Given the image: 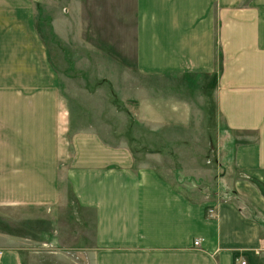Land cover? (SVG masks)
Returning a JSON list of instances; mask_svg holds the SVG:
<instances>
[{
    "label": "crops",
    "instance_id": "1",
    "mask_svg": "<svg viewBox=\"0 0 264 264\" xmlns=\"http://www.w3.org/2000/svg\"><path fill=\"white\" fill-rule=\"evenodd\" d=\"M121 1L134 10V74L149 83L126 98L132 118L156 147L184 136L169 130L206 117L190 81L210 76L216 167L191 170L184 190L175 175L136 162L128 143L72 126L34 21L19 0H0V220L29 218L35 228L43 222L23 213L61 209L70 191L90 219L89 264H264V0ZM48 222L21 235L0 227V264H30L41 244L55 248Z\"/></svg>",
    "mask_w": 264,
    "mask_h": 264
},
{
    "label": "rangeland",
    "instance_id": "2",
    "mask_svg": "<svg viewBox=\"0 0 264 264\" xmlns=\"http://www.w3.org/2000/svg\"><path fill=\"white\" fill-rule=\"evenodd\" d=\"M28 1L30 5L22 3H27V0H19L23 5L22 16H26L25 13L28 19L34 21L43 48L48 51L51 64L58 74L72 126L93 127L112 142L128 143L136 162H148L154 167L159 166L162 172L175 175L179 187L184 190L190 188L184 185L189 172L216 167L211 159L214 154L210 148H215L218 141L215 136L217 126L209 116L213 112V102L206 87L211 77L205 75L190 81L195 88L191 97L206 113L204 121L195 128H171L169 134L181 132L184 136L178 133L180 138H166L165 143L158 146L161 149L160 156L150 155L149 152L158 147L149 139L152 134L146 127L134 121L126 101V98H138L135 91L149 84L144 77L134 74V10L130 1ZM1 18L8 20L3 9L0 10ZM7 45L4 43L0 48H8ZM198 94L202 98L201 103ZM194 129L201 132V137L198 133L191 136L187 132ZM228 137H231L229 133ZM216 172L214 170L210 173L213 178ZM194 188L201 189L202 185ZM45 213H23L24 217L36 215L43 222L35 228L32 223H28L29 218L10 216L0 220V227L9 233L21 235L48 228V220H51L55 248L41 244L40 248L28 254L29 263L89 264L85 247L92 236V227L90 219L82 217V211L72 193L68 191L61 209Z\"/></svg>",
    "mask_w": 264,
    "mask_h": 264
},
{
    "label": "built area",
    "instance_id": "3",
    "mask_svg": "<svg viewBox=\"0 0 264 264\" xmlns=\"http://www.w3.org/2000/svg\"><path fill=\"white\" fill-rule=\"evenodd\" d=\"M208 213L213 215V209H208ZM199 242L200 241L198 239H196L194 241V245H196V246L199 245ZM2 253H3V251L0 249V258L2 256ZM234 264H246V262L243 259H241L240 257H235Z\"/></svg>",
    "mask_w": 264,
    "mask_h": 264
}]
</instances>
